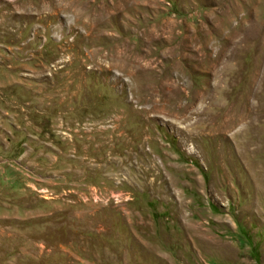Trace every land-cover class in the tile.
<instances>
[{
    "label": "rangeland",
    "instance_id": "1",
    "mask_svg": "<svg viewBox=\"0 0 264 264\" xmlns=\"http://www.w3.org/2000/svg\"><path fill=\"white\" fill-rule=\"evenodd\" d=\"M0 264H264V0H0Z\"/></svg>",
    "mask_w": 264,
    "mask_h": 264
}]
</instances>
